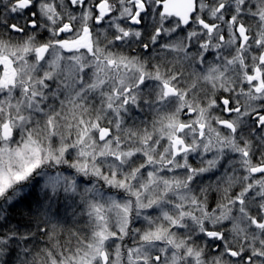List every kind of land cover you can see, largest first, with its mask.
Returning <instances> with one entry per match:
<instances>
[{"label": "snow or ice", "instance_id": "obj_1", "mask_svg": "<svg viewBox=\"0 0 264 264\" xmlns=\"http://www.w3.org/2000/svg\"><path fill=\"white\" fill-rule=\"evenodd\" d=\"M0 264H264V0H0Z\"/></svg>", "mask_w": 264, "mask_h": 264}, {"label": "trees", "instance_id": "obj_2", "mask_svg": "<svg viewBox=\"0 0 264 264\" xmlns=\"http://www.w3.org/2000/svg\"><path fill=\"white\" fill-rule=\"evenodd\" d=\"M36 192H37V194L39 193V189L38 188H37ZM22 211H23V207L22 206H18L15 210L10 211L9 214L14 216V218H15L13 220V222H15V220L19 219L18 213H20ZM62 224H63V227L66 228V229H71V228H73L75 226L74 225V221L71 218V216L67 217L64 221H62Z\"/></svg>", "mask_w": 264, "mask_h": 264}]
</instances>
